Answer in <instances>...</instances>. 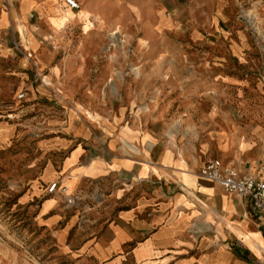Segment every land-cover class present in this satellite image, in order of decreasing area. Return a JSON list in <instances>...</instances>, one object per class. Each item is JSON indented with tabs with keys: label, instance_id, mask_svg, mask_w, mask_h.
<instances>
[{
	"label": "crops",
	"instance_id": "obj_1",
	"mask_svg": "<svg viewBox=\"0 0 264 264\" xmlns=\"http://www.w3.org/2000/svg\"><path fill=\"white\" fill-rule=\"evenodd\" d=\"M79 8L0 0V146L28 131L43 159L37 197L59 247L95 264H264V215L197 175L211 158L259 175L264 115L245 137L221 133L214 157L210 137L166 139L147 122L92 119L74 99L90 94L85 58L65 53L61 38L70 24L87 30L92 15Z\"/></svg>",
	"mask_w": 264,
	"mask_h": 264
},
{
	"label": "rangeland",
	"instance_id": "obj_2",
	"mask_svg": "<svg viewBox=\"0 0 264 264\" xmlns=\"http://www.w3.org/2000/svg\"><path fill=\"white\" fill-rule=\"evenodd\" d=\"M78 1L92 15L87 30L70 24L61 38L65 53L85 58L90 94L74 99L92 119L147 122L166 139L210 137L214 157L221 133L245 137L263 118L264 0ZM27 132L0 146V264H95L62 251L45 225L43 159Z\"/></svg>",
	"mask_w": 264,
	"mask_h": 264
},
{
	"label": "built area",
	"instance_id": "obj_3",
	"mask_svg": "<svg viewBox=\"0 0 264 264\" xmlns=\"http://www.w3.org/2000/svg\"><path fill=\"white\" fill-rule=\"evenodd\" d=\"M64 2L73 9L80 7L77 0H64ZM21 96L22 94L19 95ZM258 171L259 175L242 174L234 165L224 164L218 158H211L199 167L197 175L220 184L227 192L246 198L251 214L258 216L264 215V164L259 166ZM55 187L56 183H51L48 191L51 192ZM71 201L70 197L66 198L67 203Z\"/></svg>",
	"mask_w": 264,
	"mask_h": 264
},
{
	"label": "bare ground",
	"instance_id": "obj_4",
	"mask_svg": "<svg viewBox=\"0 0 264 264\" xmlns=\"http://www.w3.org/2000/svg\"><path fill=\"white\" fill-rule=\"evenodd\" d=\"M92 117V115H90Z\"/></svg>",
	"mask_w": 264,
	"mask_h": 264
}]
</instances>
